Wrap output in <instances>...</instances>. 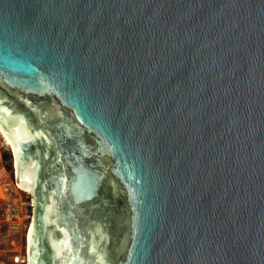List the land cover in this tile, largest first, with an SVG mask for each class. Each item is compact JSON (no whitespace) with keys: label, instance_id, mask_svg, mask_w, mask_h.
I'll use <instances>...</instances> for the list:
<instances>
[{"label":"water","instance_id":"water-1","mask_svg":"<svg viewBox=\"0 0 264 264\" xmlns=\"http://www.w3.org/2000/svg\"><path fill=\"white\" fill-rule=\"evenodd\" d=\"M0 127L29 264H264V0H0Z\"/></svg>","mask_w":264,"mask_h":264},{"label":"built area","instance_id":"built-area-1","mask_svg":"<svg viewBox=\"0 0 264 264\" xmlns=\"http://www.w3.org/2000/svg\"><path fill=\"white\" fill-rule=\"evenodd\" d=\"M6 147L0 133V253H8L12 264H29L35 202L31 192L19 186L15 154L9 149L3 151ZM5 152L11 158L5 159Z\"/></svg>","mask_w":264,"mask_h":264},{"label":"rangeland","instance_id":"rangeland-1","mask_svg":"<svg viewBox=\"0 0 264 264\" xmlns=\"http://www.w3.org/2000/svg\"><path fill=\"white\" fill-rule=\"evenodd\" d=\"M9 147L7 148H4L3 151H8ZM10 151V149H9ZM3 248H8V247H5L4 245L2 246ZM0 264H12L11 261H10V257H9V254L8 253H0Z\"/></svg>","mask_w":264,"mask_h":264},{"label":"bare ground","instance_id":"bare-ground-1","mask_svg":"<svg viewBox=\"0 0 264 264\" xmlns=\"http://www.w3.org/2000/svg\"><path fill=\"white\" fill-rule=\"evenodd\" d=\"M0 133H1V135H2V138H3V140H4L5 145H7V146L9 147V149L12 150L13 153L16 155V153H15L13 147L11 146V144H10L8 138H7L6 135L4 134L3 130L1 129V127H0Z\"/></svg>","mask_w":264,"mask_h":264},{"label":"trees","instance_id":"trees-1","mask_svg":"<svg viewBox=\"0 0 264 264\" xmlns=\"http://www.w3.org/2000/svg\"><path fill=\"white\" fill-rule=\"evenodd\" d=\"M10 156H11V155H10L8 152H5V153L3 154V157H4L5 159H9V158H11Z\"/></svg>","mask_w":264,"mask_h":264}]
</instances>
